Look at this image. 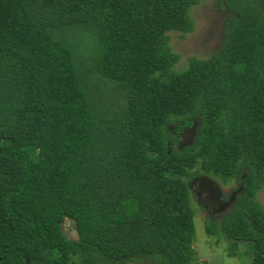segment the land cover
<instances>
[{
  "label": "trees",
  "instance_id": "1",
  "mask_svg": "<svg viewBox=\"0 0 264 264\" xmlns=\"http://www.w3.org/2000/svg\"><path fill=\"white\" fill-rule=\"evenodd\" d=\"M200 1L0 0V264H213L199 174L238 182L208 234L264 264V0H224L219 50L178 70L170 33L193 31ZM99 77L122 104L99 102ZM196 120L179 149L171 127Z\"/></svg>",
  "mask_w": 264,
  "mask_h": 264
},
{
  "label": "rangeland",
  "instance_id": "2",
  "mask_svg": "<svg viewBox=\"0 0 264 264\" xmlns=\"http://www.w3.org/2000/svg\"><path fill=\"white\" fill-rule=\"evenodd\" d=\"M226 9L224 0H201L191 8V15L194 20L193 31L186 33L172 31L170 33V46L172 50L180 54V58L175 64L178 70L185 68L192 57L208 58L219 50L224 40ZM82 48L86 47L83 46ZM97 81L95 84L93 83L97 92L94 91L93 93H98V96H96L100 103L105 106L113 103L112 107L123 103L122 91L115 83L103 77H99ZM99 87L104 88L103 93H101L103 89H99ZM120 98L122 101H119ZM197 126L198 120L192 126H185L178 132L171 127L174 134L179 138V149H183L194 142ZM188 180L193 196V207L195 208V247L198 250L200 260H208L213 264L251 263L254 257L252 245L239 242L232 249L230 240L224 236H210L206 229L207 219L220 220V216L230 209L231 203L233 204L235 200L231 197L235 196L238 182L234 180L229 184H225L213 177L202 176V174ZM219 194L224 199H230L231 202L228 206H224L223 211L217 210L219 209ZM257 200L264 203V188L257 193ZM216 214H219V216ZM64 229L71 239H78V232L72 220L67 219L65 221ZM120 264H162V262L145 257Z\"/></svg>",
  "mask_w": 264,
  "mask_h": 264
},
{
  "label": "flooded vegetation",
  "instance_id": "3",
  "mask_svg": "<svg viewBox=\"0 0 264 264\" xmlns=\"http://www.w3.org/2000/svg\"><path fill=\"white\" fill-rule=\"evenodd\" d=\"M202 176L206 177L207 175H202ZM236 193H237V191H236ZM236 193H235V196H236ZM210 194H212V193H210ZM235 196L233 198L231 197V199L234 200ZM218 200H219V202H218L219 203V209H217L218 211H223L224 206L226 207V206H228L229 203H231L230 199H224V198H222V196L220 194L218 196ZM231 205H232V203H231Z\"/></svg>",
  "mask_w": 264,
  "mask_h": 264
}]
</instances>
